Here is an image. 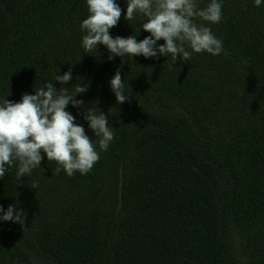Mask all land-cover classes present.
<instances>
[{"label": "trees", "instance_id": "obj_1", "mask_svg": "<svg viewBox=\"0 0 264 264\" xmlns=\"http://www.w3.org/2000/svg\"><path fill=\"white\" fill-rule=\"evenodd\" d=\"M114 2L122 12L111 35L138 32L142 17L127 22L126 0ZM222 13L196 22L227 56L122 62L103 45L81 46L86 0H0V100L19 102L71 67L65 87L86 86L75 99L96 103L115 132L86 175H57L46 157L20 180L8 168L0 206L25 219L0 220V264H264V0H222ZM117 68L122 104L108 83ZM66 110L95 141L83 108Z\"/></svg>", "mask_w": 264, "mask_h": 264}, {"label": "clouds", "instance_id": "obj_2", "mask_svg": "<svg viewBox=\"0 0 264 264\" xmlns=\"http://www.w3.org/2000/svg\"><path fill=\"white\" fill-rule=\"evenodd\" d=\"M261 2L254 0V6L259 7ZM126 3L124 19L132 21L139 14L142 17L139 31L142 29L149 35L139 41L136 39L139 31L127 37H113L110 29L121 18L120 6L114 0H86L88 15L80 23V30L84 33L81 46L86 53L103 45L109 60L121 57L122 62L125 57L137 55L146 59L170 56L174 63L178 59L182 63L189 60L193 53L227 56L223 41L212 33L210 27L196 22L199 19L209 24L219 23L223 17L222 0H210L203 8L199 7L197 0H126ZM159 40L164 43L158 45ZM71 80L70 67L63 75H55L53 81L60 83L59 89L52 81L34 88V95L22 94L19 102L6 98L0 100V178L5 176L9 167L15 166L16 177L20 180L40 167L45 157L47 161L57 163L54 170L57 175L61 170L69 177L76 172L86 175L100 159V152L107 151L115 136L114 128L108 124V116L95 102V107H85L83 100L75 99L87 88L78 84L69 92L65 86ZM108 83L117 104L128 101L119 68ZM69 104L77 109L83 108V119L92 130L95 141L85 133L82 125L74 123L76 117L66 110ZM29 186L35 189L38 184L33 182ZM0 212L3 213L0 220L24 225L23 209L10 204L6 211L0 206Z\"/></svg>", "mask_w": 264, "mask_h": 264}, {"label": "rangeland", "instance_id": "obj_3", "mask_svg": "<svg viewBox=\"0 0 264 264\" xmlns=\"http://www.w3.org/2000/svg\"><path fill=\"white\" fill-rule=\"evenodd\" d=\"M33 260H34V264H49L46 261H44L43 259H41V258H36L35 257Z\"/></svg>", "mask_w": 264, "mask_h": 264}, {"label": "water", "instance_id": "obj_4", "mask_svg": "<svg viewBox=\"0 0 264 264\" xmlns=\"http://www.w3.org/2000/svg\"><path fill=\"white\" fill-rule=\"evenodd\" d=\"M121 178H122V173H121ZM121 186H122V179L120 180V185H119V198H120V203H121Z\"/></svg>", "mask_w": 264, "mask_h": 264}]
</instances>
